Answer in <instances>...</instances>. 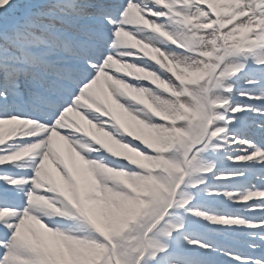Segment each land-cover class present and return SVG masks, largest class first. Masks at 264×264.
Listing matches in <instances>:
<instances>
[{"label": "snow or ice", "instance_id": "obj_1", "mask_svg": "<svg viewBox=\"0 0 264 264\" xmlns=\"http://www.w3.org/2000/svg\"><path fill=\"white\" fill-rule=\"evenodd\" d=\"M174 29L217 66L194 94L219 132L188 154L215 166L145 238L106 232L147 175L120 149L157 154L129 122L175 79L153 54ZM0 264H264V0H0Z\"/></svg>", "mask_w": 264, "mask_h": 264}, {"label": "rangeland", "instance_id": "obj_2", "mask_svg": "<svg viewBox=\"0 0 264 264\" xmlns=\"http://www.w3.org/2000/svg\"><path fill=\"white\" fill-rule=\"evenodd\" d=\"M192 27H196V25H192ZM187 34H180L178 32L176 39V44H187L188 40L184 38ZM247 32L244 31L237 36V42L241 43L246 39ZM204 57L205 59H202ZM209 57V50L207 47L200 50L198 54L191 48L190 53L185 52L181 57L180 61L183 63L181 65H176V71L178 73H183L184 78L189 84H196L202 81H199L200 75L208 71L210 68V73L214 71L216 65L211 64L210 62H205ZM208 67V68H206ZM206 80V79H204ZM203 80V81H204ZM197 92L195 89H192V94L188 100H191L196 97L194 94ZM148 93V92H147ZM152 93H148L147 96H141L143 100L146 102H152L155 100ZM165 107L159 105L157 101H154L151 107L154 111L161 117H167L171 120H175V122H169L168 125L171 128L160 127V130H155L157 127L150 126L148 123L144 121H140L138 126V131H142V133H138V137L141 140L148 141L150 147L154 149L156 155H151L149 160H144V156L136 155L135 159L144 167L148 168V171H145L147 175L140 178L139 181H134L133 191L136 193V198L134 202H126L118 204L115 208H113L111 214L104 220L100 221L101 226L104 228L106 232H119L126 229L130 222H135L138 218L143 221L145 231L143 233V239L147 236V232L151 231L152 228L155 227L156 224L160 222L167 215V210L170 207H184L185 200L183 196L177 198V188L176 184L182 180V173L184 170V165L187 167L194 168V163L192 159L189 158V152L192 151L194 145L191 144L194 139L190 135L189 129H191L192 133L197 132L196 129H200L201 126L198 123L191 124L194 117L191 118L185 117L188 119L187 124L181 120V112H175V108L177 104L170 99L163 98ZM164 108H168L166 110ZM146 118L148 116L142 113ZM164 128V129H161ZM179 129L181 132L177 131ZM173 131H176V135H171ZM199 131V133H200ZM157 132L160 134L157 135ZM166 134V135H165ZM163 150V153H170V155L165 156L160 154L161 152L158 150ZM157 170H154L155 168ZM188 188V187H187ZM176 192V193H175ZM184 193V191H182ZM153 196V200L151 203L146 202L145 200L140 199L142 195ZM180 198H182L183 203H176ZM179 202V201H178ZM159 209V215H153V211L155 209ZM174 226L171 222H169L163 231H168L172 229ZM139 235V233H138ZM138 243L137 236H131L130 238V248L134 247ZM91 255H95V253H90ZM138 259V258H137Z\"/></svg>", "mask_w": 264, "mask_h": 264}, {"label": "bare ground", "instance_id": "obj_3", "mask_svg": "<svg viewBox=\"0 0 264 264\" xmlns=\"http://www.w3.org/2000/svg\"><path fill=\"white\" fill-rule=\"evenodd\" d=\"M175 31H177V30L174 29V30H173V33H174ZM173 33H172V34H173ZM172 34H171V35H172ZM168 35H169V34H168ZM161 43H162V44H166L165 42H161ZM167 46L169 47V49H171V46H169L168 44H167ZM169 56L172 57V59H173V54H171L170 52H168V56H164L163 54H161V58H166L167 61H171V60L168 58ZM123 150H124V152H125L126 154L129 153L126 149L123 148ZM131 155H133V154H131Z\"/></svg>", "mask_w": 264, "mask_h": 264}]
</instances>
